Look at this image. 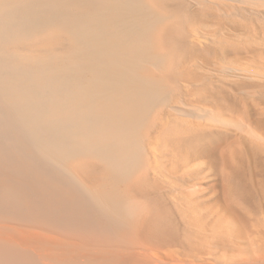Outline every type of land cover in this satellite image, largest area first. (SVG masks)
<instances>
[{
	"label": "bare ground",
	"instance_id": "bare-ground-1",
	"mask_svg": "<svg viewBox=\"0 0 264 264\" xmlns=\"http://www.w3.org/2000/svg\"><path fill=\"white\" fill-rule=\"evenodd\" d=\"M165 19L147 0H0V264H264L263 214L243 237L236 218L214 219L240 250H214L215 239L211 257L174 254L178 218L128 190L151 169L147 139L171 105L150 73L166 60ZM263 120L239 125L264 154ZM197 206H185L191 221L208 226Z\"/></svg>",
	"mask_w": 264,
	"mask_h": 264
},
{
	"label": "rangeland",
	"instance_id": "rangeland-1",
	"mask_svg": "<svg viewBox=\"0 0 264 264\" xmlns=\"http://www.w3.org/2000/svg\"><path fill=\"white\" fill-rule=\"evenodd\" d=\"M147 1L166 16L156 33L157 50L166 60L150 73L164 82L172 98L170 106L156 113L147 139L151 169L133 179L128 190L148 200L152 214L171 210L168 215L178 218L175 230L181 237L173 245L174 254L185 247L211 257L208 248L215 239L214 250L237 251L238 246L220 238L221 222L217 227L213 222L217 217L236 218L243 237L258 230L264 216V154L239 125L249 120L255 126L264 119V0ZM172 105L185 111L206 109V115L182 114ZM90 168L87 180L92 184L96 164ZM190 200L198 203L197 213L213 218L212 223L203 227V217L191 221L193 212L186 208ZM207 206H214L213 212H206ZM202 227L207 231L197 233ZM216 230L222 231L217 235Z\"/></svg>",
	"mask_w": 264,
	"mask_h": 264
}]
</instances>
